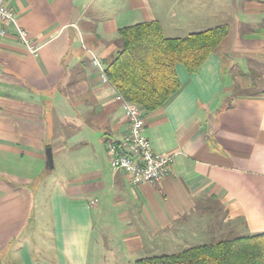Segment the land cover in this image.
I'll return each instance as SVG.
<instances>
[{"label": "crops", "instance_id": "1", "mask_svg": "<svg viewBox=\"0 0 264 264\" xmlns=\"http://www.w3.org/2000/svg\"><path fill=\"white\" fill-rule=\"evenodd\" d=\"M4 1L0 264H135L234 222L264 228V0ZM146 22L170 39L229 35L196 72L177 65L180 91L144 111L145 137L172 163L161 184L134 187L110 163L129 125L105 71L120 30Z\"/></svg>", "mask_w": 264, "mask_h": 264}, {"label": "trees", "instance_id": "2", "mask_svg": "<svg viewBox=\"0 0 264 264\" xmlns=\"http://www.w3.org/2000/svg\"><path fill=\"white\" fill-rule=\"evenodd\" d=\"M123 47L106 76L129 103L146 112L166 105L181 89L176 67L196 72L229 35L228 25L185 38H166L157 22L120 30ZM135 264H264V233L228 237L181 253L140 259Z\"/></svg>", "mask_w": 264, "mask_h": 264}, {"label": "built area", "instance_id": "3", "mask_svg": "<svg viewBox=\"0 0 264 264\" xmlns=\"http://www.w3.org/2000/svg\"><path fill=\"white\" fill-rule=\"evenodd\" d=\"M15 22V12L0 0V23ZM20 39L27 45L29 51L37 55L38 50L28 39V33L22 31ZM98 65V62H95ZM104 80L107 78L103 75ZM124 105L125 117L128 121V133L121 142H110L108 150L111 156V166L120 169L129 177L132 186L143 184L159 185L169 175L172 158L156 153L144 134V110L131 104L119 96Z\"/></svg>", "mask_w": 264, "mask_h": 264}, {"label": "rangeland", "instance_id": "4", "mask_svg": "<svg viewBox=\"0 0 264 264\" xmlns=\"http://www.w3.org/2000/svg\"><path fill=\"white\" fill-rule=\"evenodd\" d=\"M57 172V173H56ZM54 173V179H56L60 173L59 168L57 167V170ZM230 225H233V228L229 227L227 230H225V228L223 230H221V232L216 236V237H203V242H193V241H189L186 240L185 244H174L172 245L169 250H166L162 253H165L164 255H172V254H177V253H181L183 251H186L192 247H197L200 245H210V244H216L228 237H235V236H249V235H257V234H261L264 233V228H261L259 230H251L248 228V226L246 225L245 222H234L233 224L231 223ZM204 243V244H203ZM158 255V256H162ZM153 257V256H151ZM139 259V258H138Z\"/></svg>", "mask_w": 264, "mask_h": 264}, {"label": "water", "instance_id": "5", "mask_svg": "<svg viewBox=\"0 0 264 264\" xmlns=\"http://www.w3.org/2000/svg\"><path fill=\"white\" fill-rule=\"evenodd\" d=\"M47 160L50 168L53 169L54 168L53 155H52V150L50 148L47 149Z\"/></svg>", "mask_w": 264, "mask_h": 264}]
</instances>
